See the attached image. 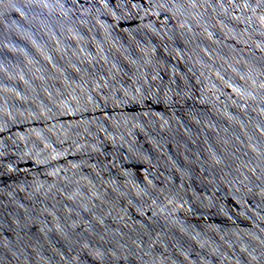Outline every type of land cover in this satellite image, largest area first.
I'll return each instance as SVG.
<instances>
[{
    "label": "water",
    "instance_id": "water-1",
    "mask_svg": "<svg viewBox=\"0 0 264 264\" xmlns=\"http://www.w3.org/2000/svg\"><path fill=\"white\" fill-rule=\"evenodd\" d=\"M0 264H264V0H0Z\"/></svg>",
    "mask_w": 264,
    "mask_h": 264
}]
</instances>
